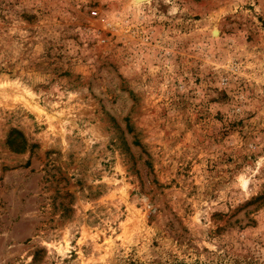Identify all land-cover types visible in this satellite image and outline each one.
<instances>
[{"label": "rangeland", "instance_id": "obj_1", "mask_svg": "<svg viewBox=\"0 0 264 264\" xmlns=\"http://www.w3.org/2000/svg\"><path fill=\"white\" fill-rule=\"evenodd\" d=\"M0 264H264V0H0Z\"/></svg>", "mask_w": 264, "mask_h": 264}]
</instances>
